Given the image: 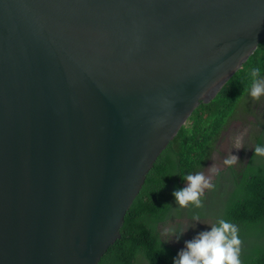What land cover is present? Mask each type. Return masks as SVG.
<instances>
[{
	"label": "water",
	"instance_id": "95a60500",
	"mask_svg": "<svg viewBox=\"0 0 264 264\" xmlns=\"http://www.w3.org/2000/svg\"><path fill=\"white\" fill-rule=\"evenodd\" d=\"M263 38L264 0H0V264H98Z\"/></svg>",
	"mask_w": 264,
	"mask_h": 264
},
{
	"label": "trees",
	"instance_id": "16d2710c",
	"mask_svg": "<svg viewBox=\"0 0 264 264\" xmlns=\"http://www.w3.org/2000/svg\"><path fill=\"white\" fill-rule=\"evenodd\" d=\"M252 68H260L264 75V41L215 100L207 105L202 103L182 126L148 174L128 211L120 230L121 240L107 249L98 264H172L179 250L171 243L180 244L187 238L183 225L176 228V231L183 229L179 239L168 238L165 242L162 235L176 211L172 193L186 186L185 175L203 172L210 162L223 131L249 97ZM258 141L264 144V133L257 137ZM258 158L260 162L256 164L253 156L240 173L231 172L230 177L236 181L226 205L220 203L219 208L207 209V214L218 211L216 217L208 218L201 208H193L199 217L198 224L207 219L213 224L224 218L237 226L240 264H264V160ZM191 222L194 224L195 219Z\"/></svg>",
	"mask_w": 264,
	"mask_h": 264
},
{
	"label": "rangeland",
	"instance_id": "374dc122",
	"mask_svg": "<svg viewBox=\"0 0 264 264\" xmlns=\"http://www.w3.org/2000/svg\"><path fill=\"white\" fill-rule=\"evenodd\" d=\"M235 118L230 122L229 126L225 131H223L220 140L216 145V150L213 156L204 169L203 173L206 177L210 178L214 187L209 190H205L202 198V213L208 218H214L218 215V211H209L207 214V209L210 207L219 208L220 203L226 205V200L230 192L235 187L236 179L231 178V172L233 170L236 173H240L246 166L249 165L251 158L253 157V149L259 144L257 142V137L264 133V96H261L258 100H253L248 97L245 103L237 109L235 113ZM236 138L241 140V148L234 149V142ZM230 154L236 155L240 163L233 165L232 169L223 164V160L227 158ZM259 156H255V163H259ZM264 160V157H261ZM219 173H223V176H217ZM209 191V192H208ZM208 192V194H207ZM175 200V199H174ZM176 211L174 212L173 219L166 228H177V225H183L186 228L187 238H194L199 232L207 230L208 226L211 225L210 220H202V224H198V220L195 219L193 224L191 221L196 217V211L191 203L187 207H180L176 202ZM192 216V219L189 217ZM180 217L181 219H176ZM184 218V219H183ZM181 241L180 244L171 243L173 247L179 251L184 247L185 241ZM175 239V237H172Z\"/></svg>",
	"mask_w": 264,
	"mask_h": 264
},
{
	"label": "clouds",
	"instance_id": "9594fccd",
	"mask_svg": "<svg viewBox=\"0 0 264 264\" xmlns=\"http://www.w3.org/2000/svg\"><path fill=\"white\" fill-rule=\"evenodd\" d=\"M249 76L251 82L247 89V95L253 100H258L264 96V75L261 74L260 68H252ZM240 148L241 140L236 138L234 149ZM251 150L253 156L264 157V145H257ZM237 163H240L238 157L230 153L223 160V164L228 167ZM183 179L186 181V186L172 193L175 202L180 207H187L191 203L194 207L201 208V198L205 190L214 187L210 178L206 177L203 172H195L185 175ZM194 219L199 220V217H194ZM182 231L183 229L176 231L166 228L162 235L166 242L168 238L172 237L179 239ZM240 243L237 226L224 218H219L215 223L209 225L207 230L201 231L193 239L185 241L184 247L177 253L172 264H240Z\"/></svg>",
	"mask_w": 264,
	"mask_h": 264
},
{
	"label": "bare ground",
	"instance_id": "6f19581e",
	"mask_svg": "<svg viewBox=\"0 0 264 264\" xmlns=\"http://www.w3.org/2000/svg\"><path fill=\"white\" fill-rule=\"evenodd\" d=\"M264 41V38L261 40V42ZM261 42L258 44V46L247 56V58L245 60H243L239 65H238V69L234 70L233 74L225 81H219L212 89H210L202 99H200L197 104L194 106V108L192 109V111L189 113V115H187V117L185 118V120L182 122V124L179 126V128L176 130V132L173 134V136L170 138V140L167 142V144L164 146V149L160 152V154L158 155L156 161L154 162L151 170L153 169L155 163L157 162V160L159 159V157L162 155V153L168 148V145L171 143V141L178 135V133L180 132V129L182 128V126L188 121V119L191 117V115L195 112V110H197L200 105L203 103L205 105L213 102L215 100V98L218 96V94L222 91L223 88H225V86L235 77V75L241 70L243 69V67L249 62V60L252 58V56L256 53V51L258 50ZM235 118V116H234ZM233 118V119H234ZM231 119V121L233 120ZM230 121V122H231ZM230 124V123H229ZM150 170V171H151ZM150 173V172H149Z\"/></svg>",
	"mask_w": 264,
	"mask_h": 264
}]
</instances>
